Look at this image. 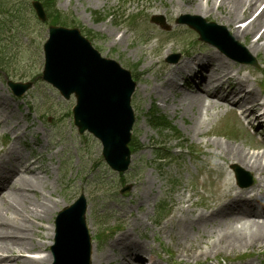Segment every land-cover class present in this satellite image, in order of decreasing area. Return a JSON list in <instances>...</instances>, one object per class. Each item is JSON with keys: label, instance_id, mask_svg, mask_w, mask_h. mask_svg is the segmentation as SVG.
I'll return each mask as SVG.
<instances>
[{"label": "rangeland", "instance_id": "rangeland-1", "mask_svg": "<svg viewBox=\"0 0 264 264\" xmlns=\"http://www.w3.org/2000/svg\"><path fill=\"white\" fill-rule=\"evenodd\" d=\"M32 1L34 0H0V61L2 60L0 62V95L2 93L5 95V99L10 104L9 106H11L12 110H15V105H21V112L15 111L14 116L8 119L9 123L16 119L22 125L27 124L32 126L30 132H27L26 139L21 138L19 140V145H22L25 155L30 150L36 148L32 145L33 136L38 139L41 145L47 141L49 142V146L55 144L56 146L52 151L59 150L61 152L56 157H52L50 162L46 160L45 166L50 171L49 179L46 180L40 175L42 181L46 184V187L43 184L46 191L43 192L40 187L41 190L37 189L36 193L29 195L31 204L34 206L35 203L41 202V192L48 201V212L45 215L40 213L38 218L33 219L35 224L31 225V229L33 230V233H31L33 235L32 239L36 244V249L31 253L39 251V245H41L40 243L42 241L46 243L52 241L51 239H45L43 235L45 232L48 233L51 227H53V220L57 212L64 205L69 204L78 194H83L87 201H90L91 204L88 202L89 209L92 205L96 213H99L101 209L104 214L111 208L118 210L124 209L125 207H129L134 213H140L139 216L143 220L141 226L145 225V229L138 227L135 229V233L138 235L145 233L148 237V243L151 245L155 243L150 235V229L154 227L151 222L160 219L164 213L157 214V210L165 203L174 205L176 198L183 197L185 187L191 185V181L201 183L202 180L200 179L204 175L199 178L201 176L200 170H206V172L214 171L215 167L213 168L208 163L210 161L215 164L218 163L214 159L216 156L211 154L216 149V143L221 146L232 144L236 147H243L245 151H249V145L253 146L256 144L254 142L256 140H250L245 133L238 135H231L230 133L227 139L223 138L220 133L218 134L221 118L228 120L231 125H234V116L225 113L226 118L219 115L218 118L211 119L209 124L194 128L197 122L195 116H193L195 110L173 105L172 100L168 101L171 94L159 88V81L156 78L157 74H152L154 68L146 63L143 55H141L142 50L136 47L137 41L143 37L139 33L136 34V32H133L128 42H121L120 44L110 46L114 36H109V33L115 32L117 33V38H120L119 28L123 31L120 23L114 25L110 19L114 18L117 21L121 19L126 27L135 26V23L139 19L135 18L134 21H130L128 17L141 11L144 4L148 3L147 0H121L119 5L115 4L117 0H110L112 3L110 7L107 0H55L56 10L64 17L66 16V27L74 26L82 30L83 35L90 40L93 47L102 56L113 59L123 67L129 69L136 66V73H143L142 79L137 81L138 87L132 100V108L137 119L135 131H133L132 136L133 138H137L143 150L133 155L132 165L124 178V183L131 185V190L125 195H119L116 177L114 174L107 172L103 166H100L99 144L90 139L88 135H78L72 124L70 111L73 106V100L64 101L57 95L55 90L40 80L43 59L41 53L42 45L47 38L48 26L36 19L30 7ZM156 2H159V0H156ZM175 2L177 0H174ZM166 7L169 9L170 4L166 5ZM117 8H121L123 14H119ZM155 11L156 9L151 12L154 13ZM158 12L160 11L158 10ZM170 12L173 11L170 10ZM173 17L175 15H169V18L173 19L172 26L183 28L192 36L196 44L208 48L205 44L197 40L194 33L178 25L176 18ZM95 18L100 20L96 22ZM161 18L163 19L164 25H166L167 19L163 16ZM238 18L240 17L238 16ZM70 19L72 22H69ZM209 22H215L221 25L216 20L209 19ZM263 27L264 25L261 27V31ZM146 32L151 33L148 30ZM227 32L229 33L228 29ZM257 33L259 32L253 34L254 38L257 37ZM179 48L181 51H191L187 46L179 43L174 53H178ZM107 49L110 50L109 53H107ZM161 65L166 64L162 62ZM257 65V69L251 70L257 72L260 68L264 69L263 51L259 53ZM261 76L259 73L256 74V78L259 81H261ZM7 80L16 83H32L31 89L23 96L24 100H19L12 96L6 86ZM153 86H155L156 90L151 91V87ZM164 96H167V98H164ZM26 104L30 107L29 109ZM153 104L157 105L158 109L173 122V125L183 139L187 140L188 143H191V145L199 150V156L195 161L190 159L188 162L190 152L187 149L185 151V149L180 150L175 148L173 153H177L173 154V158H175L173 161L160 166L154 163L152 145L157 141L158 143L161 141L148 128L144 115ZM27 115L30 118L25 123L23 118ZM5 127L7 128V126ZM33 129L35 130V135H31ZM241 130L237 132L240 133ZM195 131H201L203 133L197 136ZM1 132L3 130L0 128V134ZM192 133L195 134V137H192ZM8 138L10 142L11 136ZM168 139V145L175 147L177 142L173 138ZM203 140L207 142L206 147L204 144H201ZM24 141L25 144H23ZM18 150H20V147ZM42 155L47 158L48 152L44 151ZM69 171L75 172L74 182L69 184L70 191L66 194L70 197L63 199L59 195V191L67 183L62 179V176L64 172ZM196 178L198 180H195ZM140 182L146 185L144 189L141 188ZM139 200L143 204L136 206L135 204ZM147 202H149L148 205ZM122 203L125 206H122ZM152 206L154 207L152 208ZM87 225L92 239L91 242L98 249L100 239L105 235L104 233L107 229L103 227L104 224L100 223L99 219L92 217L91 214L87 215ZM192 237L193 235H189L187 238L191 239ZM139 240L144 242L142 239ZM159 241L160 247L155 251L156 254H163V251L166 249H170L171 251L176 250L171 242L165 239H159ZM42 249L43 252H49L47 246H43ZM243 253L239 252L233 255L240 256Z\"/></svg>", "mask_w": 264, "mask_h": 264}, {"label": "bare ground", "instance_id": "bare-ground-1", "mask_svg": "<svg viewBox=\"0 0 264 264\" xmlns=\"http://www.w3.org/2000/svg\"><path fill=\"white\" fill-rule=\"evenodd\" d=\"M107 1L109 7L112 6L110 0ZM179 1L180 4H171L169 1L171 11L177 12L180 8H184L186 12L202 18H208L215 14L220 19L217 20L219 23L232 30L233 39H242L243 41L250 39L246 47L249 54L257 55L260 51L264 52V30L257 39L254 38V41H251V35L260 31L264 25V8L260 14L249 20L243 30L235 28L236 23L242 22L264 0ZM162 4L161 0L159 4L148 3L143 8L144 12L138 16L144 17L146 13L158 9L160 5L166 8ZM110 20L114 25L120 23L123 28V31L119 28L120 38H117L115 32L109 33V36H114L110 46L128 42L133 35V29L126 27L121 19L117 21V19L111 18ZM144 28L147 30L149 27L144 25ZM152 36L161 37L158 32L153 31L147 36L148 41ZM174 46L175 43L169 45L164 43L159 50L153 52L152 50L155 48L147 43L143 48L147 55L146 61L150 65H157L156 58L162 53L167 55ZM138 48L141 49V47ZM195 63L202 64V75L204 76L200 85L184 84L187 93H183L181 97L182 102L186 103L188 107L198 106L201 107L200 110L228 109L227 101L232 97L234 107L241 110L242 115L246 117L254 116L253 114L258 108L264 107V104H260L256 99L254 90H246L249 78L239 75V71L232 75V67L226 59L212 51L206 53L202 58L194 57L182 60L172 68L163 70L158 78L159 88L172 95L179 94L176 77L182 78L183 71ZM154 90H156L155 86L151 87V91ZM1 99L3 96L0 95ZM6 110L7 107L0 104V117L3 118L0 122L6 120L7 113L4 112ZM259 117L264 118V111L254 119L259 120ZM221 154L227 158L230 165H235L257 176L258 183L250 190L240 191L230 184L228 179H219L214 183L212 197L204 203V213L194 212L190 198L184 200V203H188L186 209L178 208L169 224H177V236L186 237L188 229L192 228L196 229L197 235L202 237L206 235L205 239L197 240L194 248L183 251L180 257H184L186 262L189 259L197 261L199 257L207 256L212 252L218 253L221 250L230 252L256 248L264 250V152L258 151L250 155L241 147L226 145ZM15 156L14 147H10L4 152L6 160L24 163L22 173L27 177L20 175L15 167L10 172L9 179L2 184L5 188L0 192V264H41L44 261L26 258L24 254L35 249L31 234L33 233L31 225L35 224L33 219L38 218L40 213L45 215L48 212V201L41 193V202L35 203V206L31 204L29 195L36 193L40 187L44 192L46 189L43 184L45 185V183L39 177L42 171L36 161L28 162L27 158L21 159L23 157L21 155L17 158ZM145 186L142 184L141 188L144 189ZM133 223L137 226L141 225L142 221L137 217L133 219ZM109 248L112 251L118 249V256L113 259L106 252L100 253L97 257L93 254L91 257L93 264H103L104 262L107 264H131L128 261L133 256L130 249L140 256L148 250L145 245L132 238L129 229L114 238Z\"/></svg>", "mask_w": 264, "mask_h": 264}, {"label": "water", "instance_id": "water-1", "mask_svg": "<svg viewBox=\"0 0 264 264\" xmlns=\"http://www.w3.org/2000/svg\"><path fill=\"white\" fill-rule=\"evenodd\" d=\"M46 67L44 79L57 87L64 97L74 93L77 105L74 121L79 133L88 131L99 139L106 162L115 170H124L128 164L126 145L132 123L128 110V98L132 88L128 79L110 62L101 61L90 46L76 31L50 30V39L45 46ZM82 213L78 218L81 220ZM73 213H68L71 220ZM65 215L59 222L64 240L67 234ZM70 243L59 263L68 254L78 257L77 246ZM73 259V258H72ZM68 264H76L70 261Z\"/></svg>", "mask_w": 264, "mask_h": 264}]
</instances>
